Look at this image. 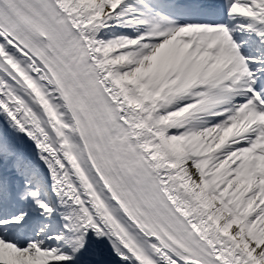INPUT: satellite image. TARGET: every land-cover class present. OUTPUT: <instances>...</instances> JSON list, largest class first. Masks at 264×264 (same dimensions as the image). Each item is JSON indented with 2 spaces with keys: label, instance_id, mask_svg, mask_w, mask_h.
I'll use <instances>...</instances> for the list:
<instances>
[{
  "label": "snow or ice",
  "instance_id": "obj_1",
  "mask_svg": "<svg viewBox=\"0 0 264 264\" xmlns=\"http://www.w3.org/2000/svg\"><path fill=\"white\" fill-rule=\"evenodd\" d=\"M0 264H264V0H0Z\"/></svg>",
  "mask_w": 264,
  "mask_h": 264
}]
</instances>
